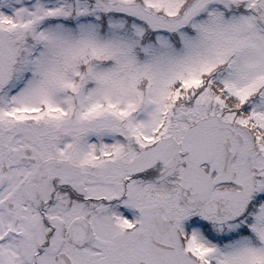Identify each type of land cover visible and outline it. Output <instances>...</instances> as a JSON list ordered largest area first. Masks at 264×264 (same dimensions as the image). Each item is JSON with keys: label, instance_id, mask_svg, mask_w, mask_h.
Listing matches in <instances>:
<instances>
[{"label": "snow or ice", "instance_id": "obj_1", "mask_svg": "<svg viewBox=\"0 0 264 264\" xmlns=\"http://www.w3.org/2000/svg\"><path fill=\"white\" fill-rule=\"evenodd\" d=\"M0 264H264V0H0Z\"/></svg>", "mask_w": 264, "mask_h": 264}]
</instances>
